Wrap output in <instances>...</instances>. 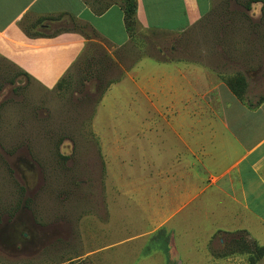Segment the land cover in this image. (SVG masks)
<instances>
[{"label": "rangeland", "instance_id": "374dc122", "mask_svg": "<svg viewBox=\"0 0 264 264\" xmlns=\"http://www.w3.org/2000/svg\"><path fill=\"white\" fill-rule=\"evenodd\" d=\"M200 1L206 8L208 0ZM262 1L251 3L248 11L245 5L251 0H213L210 13L181 36L138 28L130 47L113 54L93 42L87 51L97 64L91 70L95 72L99 63H107L105 78L117 83L125 79L137 61L146 64L184 61L205 66L225 78L244 74L248 78L246 97L255 102L264 93ZM224 50L232 60L223 56ZM81 70L72 72L70 84L61 91L42 88L34 81L20 89L25 79L18 78L15 86L7 84L14 72L7 62L0 60L3 88L0 90V264H248L246 255L214 260L205 251L203 242L213 225L234 228L230 222L223 223L216 217L208 219L206 206L212 209L218 206L211 196L194 202L190 208L196 209L195 212L185 211L181 218H173L168 224V228L177 231L180 223L184 224L180 226V234H192L187 239L178 233H172L173 238L169 234V244L174 247L176 242L178 249L173 253L174 260H165L161 255L150 260H133L130 250L103 251L108 243L126 233L150 230L156 219L168 216L177 203L171 198L177 187L158 189L166 193L164 197L157 194L154 197L152 191L147 209L146 201L131 209L128 200L123 199L122 205L114 210L112 232L103 236L102 227L110 219L106 189L108 158L102 152L98 134L107 123L106 130L133 140L136 132L144 130L149 122L144 121L143 115L134 116L133 108L138 105L128 103L133 85L113 88L104 101L109 88L101 98L94 95L97 80L92 73L88 74L89 81H84L87 73ZM146 75L143 73L142 77ZM144 80L147 82L149 76ZM194 111L208 108L194 106ZM118 113L122 116L120 121L113 118ZM125 148L119 172L126 174L124 186L129 189L134 152L129 146ZM60 155L70 159L62 160ZM205 156L189 154L196 163H203ZM21 186L26 189L23 195ZM121 200L122 196L118 202ZM161 225L162 220H158L156 227ZM216 229L212 228V234ZM186 246L190 255L186 254ZM145 251L142 249V253ZM258 264H264V260Z\"/></svg>", "mask_w": 264, "mask_h": 264}, {"label": "crops", "instance_id": "0c3cea01", "mask_svg": "<svg viewBox=\"0 0 264 264\" xmlns=\"http://www.w3.org/2000/svg\"><path fill=\"white\" fill-rule=\"evenodd\" d=\"M207 4L204 8L200 0H137L138 27L181 36L210 13L213 0ZM121 5L122 0H0V58L27 73L37 85L52 90L91 43H100L110 54L130 47L132 39L126 31ZM74 25L85 27L91 38L72 30ZM143 73L149 76L147 82ZM122 85L123 89L133 85L128 103L138 105L133 108L134 116L143 115L149 124L136 132L133 140L106 130L107 123L98 134L102 152L108 158L110 212V221L101 232L103 236L112 232L114 210L123 199L128 200L131 209L146 201L147 209L153 192L154 197H164L166 193L158 189L174 186L177 192L171 198L177 203L168 216L156 219L150 230L126 233L108 243L103 251L130 250L133 260H150L159 255L174 260L173 253L178 249L176 242L174 247L169 244V234L173 238L172 233H178L183 239L192 234H180V226L184 225L180 220L178 231L168 228V224L185 211L195 212L190 206L206 196L218 202L216 208L206 206L208 219L216 217L234 225L230 229L214 222L212 228L216 231L212 234L211 228L208 243V237L203 242L212 259L239 256L218 257L213 253L239 231L264 247V102L255 110L248 109L218 73L184 61H137L124 80L109 87L104 101L113 88ZM199 105L208 111H194V106ZM113 118L120 121L122 116L118 113ZM126 146L134 152L129 189L124 186L126 174L119 172ZM189 154L206 156L203 163H196ZM158 220H162L160 228L156 227ZM219 232L220 237L214 239ZM142 249H146L145 253Z\"/></svg>", "mask_w": 264, "mask_h": 264}, {"label": "trees", "instance_id": "16d2710c", "mask_svg": "<svg viewBox=\"0 0 264 264\" xmlns=\"http://www.w3.org/2000/svg\"><path fill=\"white\" fill-rule=\"evenodd\" d=\"M251 3H263L262 0H251V2L247 3L245 5V9L250 11L251 10ZM121 8L124 12V21H125V27L126 31L130 35L131 39L133 40L138 33V21L136 19V13H137V0H122ZM263 9V8H262ZM54 20H59L54 19ZM67 29H61V31H65ZM71 30V29H70ZM72 30L79 31L82 34L86 36L87 39H90V35L85 30V27L74 25ZM40 34V33H38ZM88 50V49H87ZM88 51H86L78 60L77 62L69 69L67 74L61 79L59 84L57 85V89L59 91L66 88L67 85L70 84V80L72 77V72L76 69L82 68L81 72L87 73L83 78L85 81H89L88 74L91 75L93 73V78L97 80L98 86L96 89V92L94 95H99L100 98L103 97L109 86L115 82V80H109L105 78V74L108 73V64L104 63L103 65L99 63L103 70L102 72L99 71V67L95 70H91V68L97 64L93 58H90L88 56ZM223 56L227 58V60H232V57L229 55L228 52L225 50L222 52ZM108 58V56H106ZM0 60L5 61L9 64L11 69L14 72V77L12 79H9L7 81V84L11 86L17 85L18 78L25 79L24 87L20 88L21 85H19L17 88L24 89L25 87L29 86L30 82L33 81L32 78L22 70H20L18 67H16L14 64L6 61L3 58H0ZM100 67V68H101ZM91 71V72H90ZM97 73V74H96ZM104 74L102 76V74ZM262 78H264V70L261 72ZM221 77V76H220ZM221 79L225 82V84L228 86L230 91L234 94V96L242 103L244 104L248 109L255 110L257 109L263 102H264V93L257 99V101H253L251 98L246 97L247 87H248V78L242 73H237L234 76L225 78L224 76L221 77ZM84 86V83L82 84ZM3 88L0 87V90ZM62 160H69L70 157L62 156L60 155ZM20 192L22 195L26 192L25 187H20ZM20 206H18L19 208ZM221 233L219 232L216 234L214 239H217L220 237ZM213 253L216 254L218 257H228L232 255H246L248 264H258L261 259L264 258V247L260 246L255 240H252L249 238V235L244 231H239L232 233L230 235V239L224 242V245L221 247V249L217 250L216 248L213 249Z\"/></svg>", "mask_w": 264, "mask_h": 264}]
</instances>
